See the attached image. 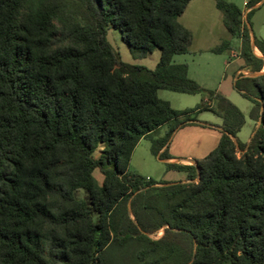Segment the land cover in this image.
<instances>
[{
  "label": "trees",
  "instance_id": "1",
  "mask_svg": "<svg viewBox=\"0 0 264 264\" xmlns=\"http://www.w3.org/2000/svg\"><path fill=\"white\" fill-rule=\"evenodd\" d=\"M192 1L0 0V264H264V73L235 82L260 123L248 145L237 139L242 112L211 92L223 135L196 165L168 163L186 182L130 168L139 143L165 126L152 150L172 159L165 148L195 112L158 92L203 91L186 64H173L193 41L179 21ZM213 1L241 39L246 69L261 73L254 10L245 24L236 5ZM110 26L136 58L159 50L157 69L125 64L107 41Z\"/></svg>",
  "mask_w": 264,
  "mask_h": 264
},
{
  "label": "rangeland",
  "instance_id": "2",
  "mask_svg": "<svg viewBox=\"0 0 264 264\" xmlns=\"http://www.w3.org/2000/svg\"><path fill=\"white\" fill-rule=\"evenodd\" d=\"M225 1L236 5L241 10L245 24H247L249 12L254 10V13L249 16L250 26L254 36L258 40H264V0L259 6L252 8L248 7L250 0ZM179 21L191 31L193 41L189 52L175 56L173 64H186L189 79L196 82L203 91L199 94H183L160 90L158 97L168 102L176 111H195L181 118V120H186L187 124L173 133L165 148L168 155L178 160V163L186 160L188 163L185 165H192L191 163L194 165L216 150L223 135L224 120L220 114L224 111H221L220 100L210 97L211 92L225 97L242 112L245 117V125L238 133L237 139L243 144H249L257 130V123L251 118L253 103L243 97L235 88L234 78L235 75L237 80L240 77H252L254 73L245 70L241 39L232 36L227 31L223 22V13L216 7L215 1L193 0ZM107 41L120 54L125 64L141 66L150 70L157 69L161 57L159 50H155L145 58L134 57L130 47L124 42L120 30L113 26H110L107 31ZM225 44L228 46L227 49L223 52H216L217 48ZM258 54L262 57L260 52ZM242 72L248 74L245 75ZM262 73H264V69L257 74ZM166 132L167 128L163 127L151 139H143L132 155L130 168L148 181L169 184L186 182L187 173L170 170L168 162L161 160L159 155H156L152 150L153 141L163 138ZM102 149L101 146L95 153L96 159H99ZM93 177L101 186L103 175L99 170L94 172ZM76 197L87 199L88 194L81 190L76 193ZM163 235L164 232L161 230L151 238L158 240Z\"/></svg>",
  "mask_w": 264,
  "mask_h": 264
},
{
  "label": "crops",
  "instance_id": "3",
  "mask_svg": "<svg viewBox=\"0 0 264 264\" xmlns=\"http://www.w3.org/2000/svg\"><path fill=\"white\" fill-rule=\"evenodd\" d=\"M262 3V2H261ZM260 3V4H261ZM260 4H258L257 6H259ZM256 6V7H257ZM257 50V49H256ZM258 51V50H257ZM261 54V53H260ZM245 70H248V69H245ZM250 71V70H249ZM236 74H237V72H236ZM237 81V77H236V75H235V78H234V82H236ZM257 123V122H256ZM259 124L260 123H257L256 125H257V129L259 128ZM165 128H167V130H168V127L167 126H165ZM162 129H163V127H162ZM164 151V150H163ZM162 151V152H163ZM168 163H178L179 161L178 160H176V159H174V158H172V159H170V160H168L167 161ZM181 163L182 164H187L188 163V161H186V160H183V161H181Z\"/></svg>",
  "mask_w": 264,
  "mask_h": 264
},
{
  "label": "water",
  "instance_id": "4",
  "mask_svg": "<svg viewBox=\"0 0 264 264\" xmlns=\"http://www.w3.org/2000/svg\"><path fill=\"white\" fill-rule=\"evenodd\" d=\"M252 39L254 40V38H253V35H252ZM253 48H255V46H254V44H253ZM260 74H253L252 75V77H258ZM190 163V162H189ZM192 165H193V163H191ZM194 165H196V164H194Z\"/></svg>",
  "mask_w": 264,
  "mask_h": 264
},
{
  "label": "built area",
  "instance_id": "5",
  "mask_svg": "<svg viewBox=\"0 0 264 264\" xmlns=\"http://www.w3.org/2000/svg\"><path fill=\"white\" fill-rule=\"evenodd\" d=\"M234 57V56H233ZM243 74H245V75H247L248 73H246V72H242Z\"/></svg>",
  "mask_w": 264,
  "mask_h": 264
}]
</instances>
